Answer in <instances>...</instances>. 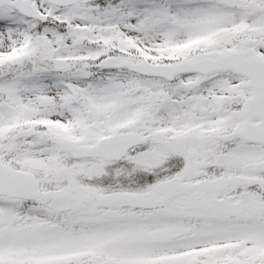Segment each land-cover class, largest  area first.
<instances>
[{
    "label": "snow or ice",
    "instance_id": "snow-or-ice-1",
    "mask_svg": "<svg viewBox=\"0 0 264 264\" xmlns=\"http://www.w3.org/2000/svg\"><path fill=\"white\" fill-rule=\"evenodd\" d=\"M0 264H264V0H0Z\"/></svg>",
    "mask_w": 264,
    "mask_h": 264
}]
</instances>
